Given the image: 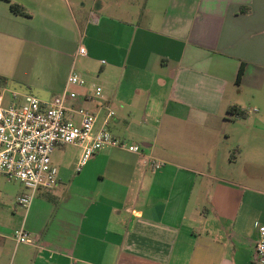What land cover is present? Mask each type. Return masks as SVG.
Returning <instances> with one entry per match:
<instances>
[{"label":"crops","instance_id":"crops-1","mask_svg":"<svg viewBox=\"0 0 264 264\" xmlns=\"http://www.w3.org/2000/svg\"><path fill=\"white\" fill-rule=\"evenodd\" d=\"M72 69L86 87L70 105L94 112L97 129L112 109L105 127L141 153L105 146L77 171L82 150L56 147V184L28 210L16 204L23 187L0 179V264H252L264 224V0H0V75L46 80L42 92L1 89L5 105L51 99ZM93 86L101 96L83 100ZM22 228L29 243L14 239Z\"/></svg>","mask_w":264,"mask_h":264},{"label":"built area","instance_id":"built-area-1","mask_svg":"<svg viewBox=\"0 0 264 264\" xmlns=\"http://www.w3.org/2000/svg\"><path fill=\"white\" fill-rule=\"evenodd\" d=\"M89 21L95 24L98 15L92 13ZM77 55L87 56L85 47L79 45ZM73 87L85 89L86 82L72 69L65 89L49 100L26 95L20 102L5 105L0 97V179L17 181L23 187L25 193L17 198L16 204L24 210H28L37 191L55 186L57 169L51 162V153L58 146L73 145L82 150L77 171L105 146L141 153L139 145H130L107 130L105 125L114 115L109 107L105 108L104 125L98 129L94 112L72 107L70 103L79 98ZM91 91L81 98L91 101L102 94L99 86H93ZM151 165L159 168L162 162L152 160ZM257 230L251 263L264 264V224ZM14 239L16 243H29V235L23 228L15 231Z\"/></svg>","mask_w":264,"mask_h":264},{"label":"rangeland","instance_id":"rangeland-1","mask_svg":"<svg viewBox=\"0 0 264 264\" xmlns=\"http://www.w3.org/2000/svg\"><path fill=\"white\" fill-rule=\"evenodd\" d=\"M44 83H46V80L44 79L43 74H37L26 70L23 72L18 71L16 74L13 72L10 76L0 75V90L3 88H13L15 90H19L22 93H32L36 90L42 92L40 89L41 87H38V84L44 85ZM6 95L10 96L8 92ZM20 101H22V99ZM60 151L72 156L77 152L79 153L78 149L70 146H65L61 148Z\"/></svg>","mask_w":264,"mask_h":264},{"label":"trees","instance_id":"trees-1","mask_svg":"<svg viewBox=\"0 0 264 264\" xmlns=\"http://www.w3.org/2000/svg\"><path fill=\"white\" fill-rule=\"evenodd\" d=\"M10 9L15 14H20V15H23V16H27V13L19 6L11 4L10 5ZM243 72H244V65H241L239 70H238V73H237L236 84L240 83V80L242 78ZM229 114H232V115H235L237 117L243 118L245 116L246 112L238 111L236 109H230L229 110Z\"/></svg>","mask_w":264,"mask_h":264}]
</instances>
